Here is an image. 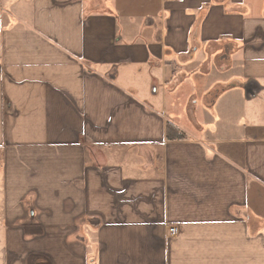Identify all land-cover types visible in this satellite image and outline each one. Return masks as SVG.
I'll list each match as a JSON object with an SVG mask.
<instances>
[{
  "label": "crops",
  "instance_id": "obj_1",
  "mask_svg": "<svg viewBox=\"0 0 264 264\" xmlns=\"http://www.w3.org/2000/svg\"><path fill=\"white\" fill-rule=\"evenodd\" d=\"M0 264H264V0H0Z\"/></svg>",
  "mask_w": 264,
  "mask_h": 264
},
{
  "label": "built area",
  "instance_id": "obj_2",
  "mask_svg": "<svg viewBox=\"0 0 264 264\" xmlns=\"http://www.w3.org/2000/svg\"><path fill=\"white\" fill-rule=\"evenodd\" d=\"M168 235L169 236H175L178 232L177 226L174 224L168 225Z\"/></svg>",
  "mask_w": 264,
  "mask_h": 264
},
{
  "label": "trees",
  "instance_id": "obj_3",
  "mask_svg": "<svg viewBox=\"0 0 264 264\" xmlns=\"http://www.w3.org/2000/svg\"><path fill=\"white\" fill-rule=\"evenodd\" d=\"M172 128H173L172 126L167 125V128H166L167 138H171L170 133L173 130ZM176 135H177L176 138H183L184 137V135L182 133H179L178 131H177Z\"/></svg>",
  "mask_w": 264,
  "mask_h": 264
}]
</instances>
